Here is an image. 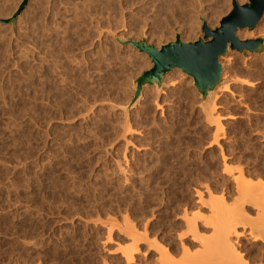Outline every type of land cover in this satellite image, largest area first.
<instances>
[{"label":"rangeland","instance_id":"obj_1","mask_svg":"<svg viewBox=\"0 0 264 264\" xmlns=\"http://www.w3.org/2000/svg\"><path fill=\"white\" fill-rule=\"evenodd\" d=\"M232 1L247 2L29 0L13 24H0V264L121 263L119 247L130 244L121 230L131 223L137 235L143 225L151 239L171 235L179 261L185 256L175 236L197 250L186 219L197 209L199 217L207 215L195 189L207 187L231 211L242 197L231 176L241 171L244 181L264 187V54L229 51V65L228 53L220 57L228 92L217 101L222 130L216 143L205 111L213 97L201 106L192 79L178 69L163 77L159 94L145 86L129 111L120 109L132 98V81L152 64L113 34L134 41L145 36L157 48L176 35L194 42L202 37L203 21L217 28ZM21 2L0 0V19L11 17ZM236 36L264 39V14L252 30ZM244 209L255 218V208ZM202 217L195 222L207 244L214 233L204 231ZM248 239L240 244L249 247ZM144 248L138 243L139 254Z\"/></svg>","mask_w":264,"mask_h":264},{"label":"bare ground","instance_id":"obj_2","mask_svg":"<svg viewBox=\"0 0 264 264\" xmlns=\"http://www.w3.org/2000/svg\"><path fill=\"white\" fill-rule=\"evenodd\" d=\"M172 6V5H171ZM169 9V8H168ZM172 11V10H171ZM264 14V13H263ZM176 20V19H175ZM239 38L246 39L249 38V36L247 34H239ZM229 54V53H228ZM233 52L229 54L228 58L226 59V63L227 65L231 64V62L234 60L233 58ZM100 58V57H99ZM69 59V58H68ZM107 60V59H106ZM141 60V59H140ZM49 61V60H48ZM129 64V63H128ZM125 65V64H124ZM86 66V65H85ZM127 68V67H126ZM75 69V68H74ZM116 69V68H115ZM173 71V70H172ZM179 71V70H178ZM51 73V72H50ZM129 74V73H128ZM172 76H174L172 74ZM28 78V77H27ZM58 78V77H57ZM98 78V77H97ZM100 79V78H99ZM103 79V78H102ZM192 79V78H191ZM94 80V79H93ZM96 81V80H95ZM116 81V80H115ZM193 82V79H192ZM87 84V83H86ZM95 84V83H94ZM247 84V83H245ZM121 86V85H120ZM93 87V86H92ZM154 87V86H153ZM173 84H170V86L167 88L168 90L170 88H173ZM42 88V87H41ZM103 88V87H102ZM35 89V88H34ZM84 89V88H83ZM94 89V88H93ZM121 89V88H120ZM90 90V88H89ZM104 90V89H102ZM130 90V89H129ZM151 90V89H150ZM163 90V89H162ZM87 91V90H86ZM100 91V90H99ZM147 91V90H146ZM227 93L228 92V85L227 82L225 80V84H222L220 86L217 87L213 99L210 101V103L206 106V121H208V123L215 125V131H214V136H212V143H216L218 140V132H221L222 127L220 125V116L217 114L216 112V107L217 105V101L218 98L220 97V93ZM84 93V92H83ZM94 93V92H93ZM148 93V92H147ZM68 94V93H67ZM79 94V93H78ZM44 95V94H43ZM95 95V94H94ZM93 95V96H94ZM161 95H163V92H161ZM99 96V95H98ZM126 96V95H125ZM122 97V96H121ZM146 97V96H145ZM80 98V97H79ZM84 98V97H83ZM95 98V97H94ZM92 99V98H91ZM90 99V100H91ZM99 99V98H98ZM42 100V99H41ZM85 100V99H84ZM148 100V99H146ZM120 101V100H119ZM153 101V100H152ZM209 101V100H208ZM143 102V101H142ZM141 102V103H142ZM83 103V102H82ZM145 103V102H144ZM78 104V103H77ZM89 104V103H88ZM93 104V103H92ZM91 104V105H92ZM95 105V104H93ZM90 106V105H89ZM157 106V105H156ZM57 107V106H56ZM82 107V106H81ZM101 107V106H100ZM143 107V106H142ZM35 108V107H34ZM88 108V107H87ZM91 108V107H90ZM111 109V108H110ZM147 109V107H146ZM85 110V109H83ZM91 110V109H90ZM100 110V109H99ZM138 110V109H137ZM89 111V110H88ZM96 111V110H95ZM78 112V111H77ZM84 112V111H83ZM87 112V111H86ZM100 112V111H98ZM102 112V111H101ZM109 112V110H108ZM111 112V111H110ZM117 113V111H116ZM133 113V112H132ZM118 114V113H117ZM144 114V112H143ZM147 114V112H146ZM145 114V115H146ZM169 114V113H168ZM86 115V113H85ZM115 115V114H114ZM30 116V115H29ZM51 116V115H50ZM82 116V115H79ZM138 116V115H137ZM55 117V116H54ZM97 117V116H96ZM140 117V116H139ZM83 118V117H82ZM103 118V117H102ZM109 118V117H108ZM137 118V117H136ZM145 118L147 119V117L145 116ZM51 119V118H50ZM101 119V118H100ZM149 119V118H148ZM148 119L146 121H148ZM94 120V119H93ZM98 120V119H97ZM136 120V119H135ZM142 120V117L141 119ZM139 120V121H140ZM144 120V119H143ZM68 122V121H67ZM137 122V121H136ZM141 122V121H140ZM143 122V121H142ZM161 122V121H160ZM94 123V122H93ZM102 123V122H101ZM126 127L124 128L125 130L127 129V131H131L132 128L130 127L131 123L129 124L128 121L126 122ZM148 123V122H147ZM46 124V123H45ZM138 124V123H136ZM149 124V123H148ZM78 125V124H77ZM114 125V124H113ZM81 126V125H80ZM99 126V125H98ZM133 126V125H132ZM135 126V125H134ZM150 126V125H149ZM153 126V125H152ZM90 127V126H89ZM93 127V126H92ZM96 128V127H95ZM102 128V127H101ZM135 128V127H134ZM141 128V126H140ZM107 129V128H106ZM105 129V131H106ZM123 129V130H124ZM89 130V129H87ZM124 130V131H125ZM137 130V129H136ZM97 131V130H96ZM111 131V130H110ZM113 131V130H112ZM126 131V133H127ZM140 131V130H139ZM63 132V131H62ZM86 132V131H85ZM94 132V131H93ZM134 132V131H133ZM71 133V132H70ZM90 133V132H89ZM136 133V132H135ZM155 133V131H154ZM164 133V132H163ZM216 133V134H215ZM95 134V133H94ZM97 134V133H96ZM101 134V133H100ZM116 134V133H115ZM118 134V133H117ZM105 135V134H104ZM112 135V134H111ZM121 135V133H120ZM125 135V132H124ZM123 135V136H124ZM149 135V134H148ZM151 135V134H150ZM213 135V134H212ZM79 136V135H77ZM76 136V137H77ZM107 136V135H105ZM156 136V134H155ZM71 137V135H70ZM87 137V136H86ZM95 137V136H94ZM99 137V136H98ZM104 137V136H103ZM110 137V136H109ZM130 137V136H129ZM169 137V136H168ZM215 137V138H214ZM221 137V136H220ZM100 138V137H99ZM214 138V139H213ZM66 139V138H65ZM85 139V138H83ZM120 139V138H119ZM123 139V137H122ZM163 139V138H162ZM61 140V139H60ZM69 140V138H68ZM94 140V139H93ZM112 140V139H111ZM140 140V139H139ZM90 141V140H89ZM97 141V140H96ZM67 142V141H66ZM83 142V141H82ZM100 142V141H99ZM102 142V141H101ZM114 142V141H113ZM144 142V141H143ZM147 142V141H146ZM61 143V142H60ZM93 144V143H92ZM107 144V143H106ZM125 144V143H124ZM86 145V144H85ZM97 145V144H96ZM127 145V144H126ZM61 146V145H60ZM64 146V145H63ZM79 147V146H78ZM94 147V146H93ZM41 148V147H40ZM59 148V147H58ZM66 148V147H65ZM99 148V147H98ZM31 149V148H30ZM62 149V148H61ZM79 149V148H78ZM87 149V148H86ZM103 149V148H102ZM37 150V149H36ZM81 150V149H80ZM83 150V149H82ZM70 151V150H69ZM178 151V150H177ZM78 152V151H77ZM143 152V151H142ZM157 152V151H156ZM179 152V151H178ZM60 153V152H59ZM80 153V152H79ZM106 153V152H105ZM116 153V152H115ZM69 154V153H68ZM50 155V154H49ZM55 155V154H54ZM97 156V155H96ZM117 156V155H116ZM130 156V155H129ZM58 157V156H56ZM211 157V156H210ZM226 157V156H225ZM50 158V157H49ZM173 158V157H172ZM222 158H224L222 156ZM63 159V158H62ZM51 160V159H50ZM64 160V159H63ZM35 161V160H34ZM40 162V161H39ZM43 162V161H42ZM62 162V161H61ZM60 162V163H61ZM208 162V161H206ZM222 162V161H221ZM224 162V161H223ZM51 163V162H50ZM66 163V161H65ZM68 163V162H67ZM126 164V163H125ZM145 164V163H144ZM176 164V163H175ZM183 164V163H182ZM181 164V165H182ZM69 165V164H68ZM119 165V164H117ZM116 165V166H117ZM35 166V165H34ZM54 166V165H53ZM56 166V165H55ZM120 166V165H119ZM139 166V165H138ZM141 166V165H140ZM180 166V165H179ZM196 166V165H195ZM224 166L226 167V164H224ZM39 167V166H38ZM62 167V166H60ZM118 167V166H117ZM223 171L229 170L228 168H225ZM168 168V167H167ZM166 168V169H167ZM182 168V167H181ZM231 168V167H230ZM54 169V168H53ZM118 169V168H117ZM120 169V168H119ZM227 169V170H226ZM233 169V167L231 168ZM59 170V169H58ZM103 170V169H102ZM168 170V169H167ZM174 170V169H173ZM199 170V169H198ZM202 170V169H201ZM119 171V170H118ZM142 171V170H141ZM109 172V171H108ZM120 172V171H119ZM169 172V171H168ZM186 172V171H185ZM219 172V171H218ZM122 173V172H121ZM202 173V172H201ZM200 173V174H201ZM230 173V172H229ZM228 173V174H229ZM104 174V173H103ZM172 174V173H171ZM199 174V176H200ZM206 174V172H205ZM214 174V173H213ZM98 175V174H97ZM105 175V174H104ZM116 175V174H115ZM186 175V174H185ZM230 175V174H229ZM232 175V174H231ZM236 175V174H235ZM248 175V174H247ZM72 176V175H71ZM94 176V175H93ZM92 176V177H93ZM66 177V176H65ZM96 177V176H95ZM232 177V182L234 183V188L236 189V191L238 190V192L240 193L239 197L237 194L236 197L238 199L235 200L234 205L236 206L237 204V208H230L229 211V205H226L224 202V199H217L213 198L212 194L210 193V191L207 189L206 184L205 185V192L207 199L205 197L202 196L203 192L202 189H195L194 190V197L197 199V203H201L203 206L204 205H208V209L205 210V212H207V215H203L202 214L200 217H202V228L204 229V231L206 230H211L213 231V237L214 239L211 240L212 242L210 243H205L203 242L205 240V237L202 236L201 232H199V230L197 229V223L195 222L199 217V213L196 210V214L193 215V213L191 214L192 217L189 219H186V224L187 227H189V231L192 233L191 239H190V243H194L197 244V250H195V246H191V245H185L183 244V240H184V236H180V235H176L175 237L177 238L176 240H178L179 245L181 247V253L184 254L185 258L179 260V261H174V256L176 251V248L173 244V239H171L170 237H172L171 235L168 237L167 234H161V237H153L152 239L149 238V233L148 232V228L146 225H143L142 228V234L137 235L138 232H136V229L133 224L132 226H130L131 224L129 223L130 221H128V224L131 228H129L126 231H122L121 232H125L124 234L127 235L128 240L130 242L129 246H123V247H119L120 249V256H121V263H119L120 259L118 260V264H264V187L259 186L258 185H251L249 182L244 181V176L242 174V172L240 171L236 177L231 176ZM70 178V177H69ZM211 178V177H210ZM256 178V177H255ZM68 179V178H67ZM97 179V178H96ZM134 179V178H133ZM147 179V178H146ZM159 179V178H158ZM191 179V178H190ZM71 180V179H70ZM73 180V179H72ZM79 180V179H78ZM116 180V179H115ZM125 180V179H124ZM225 180V179H224ZM59 181V180H58ZM65 181V180H63ZM119 181V179H118ZM140 181V180H139ZM34 182V181H33ZM71 182V181H70ZM75 182V181H74ZM96 182V181H95ZM94 182V183H95ZM111 182V181H110ZM161 182V181H160ZM38 183V182H37ZM73 183V182H72ZM76 183V182H75ZM118 183V182H117ZM197 183V182H196ZM203 183V182H202ZM66 184V183H65ZM74 184V183H73ZM91 184V183H90ZM111 184V183H110ZM113 184V183H112ZM119 184V183H118ZM117 184V185H118ZM200 184V183H199ZM212 184V183H211ZM149 185V184H148ZM40 186V185H39ZM95 186V185H94ZM97 186V185H96ZM103 186V185H102ZM145 187V186H144ZM201 188L203 186H200ZM89 188V187H88ZM102 188V187H101ZM116 188V187H115ZM132 188V187H131ZM62 189V188H61ZM97 189V187H96ZM245 192H243L242 191ZM29 190V189H28ZM60 190V189H59ZM68 190V189H67ZM121 190V189H120ZM140 190V189H139ZM142 190V189H141ZM161 190V189H160ZM78 191V190H77ZM98 191V190H97ZM122 191V190H121ZM152 191V190H151ZM62 192V190H61ZM75 192V191H74ZM138 192V191H137ZM215 192V191H213ZM241 192L244 193L241 195ZM63 193V192H62ZM121 193V192H120ZM129 193V191H128ZM133 193V192H132ZM155 193V192H154ZM220 193V192H219ZM64 194V193H63ZM87 194V193H86ZM137 194V193H136ZM70 195V194H69ZM162 195V194H161ZM204 195V194H203ZM236 195V194H235ZM129 196H131L129 194ZM123 197V196H122ZM133 197V196H132ZM188 197V196H187ZM65 198V197H64ZM100 198V197H99ZM138 198V197H137ZM232 198V197H231ZM89 199V198H88ZM207 200L208 202L206 203ZM63 200V199H62ZM75 200V199H74ZM91 200V199H90ZM89 200V201H90ZM119 201V200H118ZM172 201V200H171ZM129 202V201H128ZM179 202V201H178ZM29 203V202H28ZM43 203V202H42ZM99 203V202H98ZM118 203V202H117ZM125 203V202H124ZM91 204V203H90ZM100 205V204H99ZM158 205V204H157ZM246 205L251 206L252 208H255V218L254 219H250L246 213L245 210L248 209H244L246 207ZM103 206V205H102ZM147 206V205H146ZM199 206V205H198ZM110 207V206H109ZM156 207V206H155ZM201 207V206H200ZM199 207V208H200ZM92 208V207H91ZM152 208V205H151ZM154 208V206H153ZM195 208V207H194ZM198 208V207H196ZM73 209V208H72ZM89 209V208H88ZM108 209V208H107ZM126 209V208H125ZM133 209V208H132ZM149 209V208H148ZM234 209V210H233ZM74 210V209H73ZM140 210V209H139ZM183 210V209H182ZM229 212H225V211ZM236 210V211H235ZM78 211V210H77ZM93 211V210H92ZM97 211V210H96ZM222 213H227L229 215V217L225 216V214H221ZM108 212V211H107ZM125 212V211H124ZM184 212V210H183ZM189 212V211H188ZM235 212V213H234ZM249 212V211H248ZM141 214V213H140ZM199 214V215H198ZM206 214V213H205ZM76 215V214H75ZM121 215V214H120ZM124 215V214H123ZM161 215V214H160ZM225 216V219H223V217ZM122 216V215H121ZM182 216V215H181ZM149 217V216H148ZM184 217H185V213H184ZM187 217V216H186ZM190 217V216H188ZM221 217V218H220ZM79 218V217H78ZM124 218V217H123ZM129 218V217H128ZM131 218V217H130ZM174 218V217H173ZM183 218V217H182ZM68 219V218H67ZM127 219V218H126ZM136 219V218H135ZM151 219V218H150ZM185 219V218H184ZM91 220V219H90ZM98 220V219H97ZM125 220V219H124ZM140 220V219H139ZM84 221V220H83ZM110 221V220H109ZM114 221V219H113ZM126 221V220H125ZM115 222V221H114ZM124 222V221H123ZM122 222V223H123ZM127 223V222H126ZM147 223V222H146ZM214 223V224H213ZM71 224V223H70ZM116 224V223H115ZM189 224V225H188ZM110 225V224H109ZM117 225V224H116ZM103 226V225H102ZM113 226V225H111ZM119 227V226H118ZM123 227V226H122ZM135 228V230L133 231V229ZM237 227H240V231H237ZM108 228V226H107ZM121 228V227H120ZM124 228V227H123ZM127 228V226H126ZM151 228V227H149ZM130 229V230H129ZM106 230V229H105ZM108 230V229H107ZM117 230V229H116ZM128 230L130 232H128ZM154 230V229H153ZM167 230V229H166ZM68 231V230H67ZM138 231V230H137ZM188 231V232H189ZM166 232V231H165ZM168 232V230H167ZM170 232V231H169ZM172 232V231H171ZM109 233V232H108ZM111 233V232H110ZM59 234V233H58ZM123 234V235H124ZM157 234V233H156ZM182 234V233H181ZM96 235V234H95ZM109 235V234H108ZM163 235V236H162ZM154 236V235H153ZM76 237V236H75ZM124 237V236H123ZM151 237V236H150ZM84 238V237H83ZM109 238V237H107ZM245 238H249L251 240V245L249 247H246L245 245H241V239H245ZM150 239V240H149ZM212 239V237L210 238ZM248 239V240H249ZM108 240V239H107ZM118 240V239H117ZM30 242V241H29ZM145 244V248L143 252H140V254L138 253V243ZM31 243V242H30ZM79 243V242H78ZM258 243V244H257ZM70 244V243H69ZM102 244V243H101ZM127 244V243H125ZM193 244V245H194ZM39 246V245H38ZM85 246V245H84ZM194 247V248H193ZM118 249V250H119ZM194 249V250H192ZM55 251V250H54ZM65 251V250H64ZM179 251V250H178ZM35 253V252H34ZM81 255V254H80ZM61 256V255H60ZM80 257V256H79ZM117 259V258H116ZM83 260V259H82ZM101 260V259H100ZM81 261V260H80ZM103 261V260H102ZM32 262V261H31ZM79 262V261H78ZM84 262V261H82ZM68 263V261H67ZM70 263V262H69ZM95 263V262H93ZM114 263V264H115ZM28 264V263H27ZM66 264V263H64ZM75 264V263H74ZM79 264V263H78ZM97 264V263H96ZM100 264V263H99ZM105 264V263H104Z\"/></svg>","mask_w":264,"mask_h":264},{"label":"water","instance_id":"obj_3","mask_svg":"<svg viewBox=\"0 0 264 264\" xmlns=\"http://www.w3.org/2000/svg\"><path fill=\"white\" fill-rule=\"evenodd\" d=\"M28 1L22 0L15 13L7 19H0V24H13L25 10ZM263 13L264 0H247L242 5L232 1L231 11L221 19L217 28L210 29L203 21L202 37H198L196 41L185 43L176 35L174 41L159 48L148 44L145 36L139 41H134L113 34L115 42L146 55L152 64L149 70L142 72L132 81V98L126 107L120 109L129 111L140 100L142 88L145 86H154L155 92L159 94L163 86V77L174 69L193 79V87L202 106L213 97L215 90L223 82L220 57L229 51L264 54L262 37L240 41L236 36L238 30H252L261 20Z\"/></svg>","mask_w":264,"mask_h":264}]
</instances>
